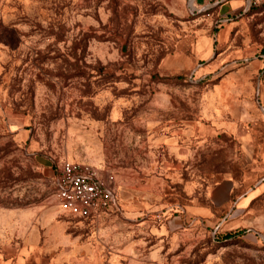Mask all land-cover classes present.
Instances as JSON below:
<instances>
[{"label":"rangeland","instance_id":"obj_1","mask_svg":"<svg viewBox=\"0 0 264 264\" xmlns=\"http://www.w3.org/2000/svg\"><path fill=\"white\" fill-rule=\"evenodd\" d=\"M220 2L198 0L213 7L193 14L189 0H0V233L12 264H68L75 241L100 264H264V231L250 227L264 215V4L223 17ZM203 37L208 57L184 52L179 65L194 66L162 74ZM64 161L116 176L106 243L95 221L59 208ZM175 219L183 229L161 260L143 262L160 242L140 225ZM118 239L134 262L105 257Z\"/></svg>","mask_w":264,"mask_h":264},{"label":"crops","instance_id":"obj_2","mask_svg":"<svg viewBox=\"0 0 264 264\" xmlns=\"http://www.w3.org/2000/svg\"><path fill=\"white\" fill-rule=\"evenodd\" d=\"M220 5H219V9H218V13L220 15H222L223 17L225 16H235L236 13H240L241 11H244L245 8V0H220ZM192 2V3H190ZM190 6H192L193 8H195L197 11V13H200L203 8L205 7V3L201 6L198 4V0H189ZM227 30V27L224 28V31ZM210 45H209V38H201L200 41H198L197 44H194V42L190 41L187 42L186 44L181 45L178 48V52H183V53H178L174 56H169L168 58H166L163 63H162V74L164 75H175L178 74L179 70L182 69H191L194 66V63L188 59L185 60V62L181 65L180 62L184 61V57L182 58V56L184 55V52H188L190 50L196 51V56L197 58L203 59V57H208L210 55ZM85 164V163H84ZM90 165V164H88ZM58 170V169H57ZM112 173V172H111ZM57 176V174H56ZM56 178V177H55ZM116 178V176H115ZM117 182V187H118V193H119V197H120V185L118 184V180L116 179ZM263 185V183H262ZM264 186V185H263ZM54 189H55V180H54ZM60 208V207H59ZM114 209L105 211L101 214H99L96 217H91L88 218L90 220L95 221L96 225H97V230L98 231V236L103 237V239H105V243L106 241L109 240V238L112 235V230L110 229H105L102 227L101 223H103L104 220L111 218L113 215V211ZM232 212V210H231ZM66 214V213H65ZM15 215V213H12L11 216ZM68 215V214H67ZM79 219V218H77ZM86 220V219H85ZM264 215L262 216H254V219H252L251 221V226L254 229H258L260 231H264ZM9 225V224H7ZM144 224H141V230L145 231L146 234H148L150 237L157 238V241L160 243H155L154 248H152V250L149 251L148 254L145 255V259L143 260V262H157L161 260V255L162 253H160L158 251V246H163V243L169 238L168 235H172L175 236L178 234V231L180 229H183L182 225L180 223H178V221L175 220H170L168 223L166 224H162L159 227L156 226H152L149 225L148 223L145 224V226H143ZM143 227V228H142ZM48 236H49V232ZM2 237V238H1ZM120 239H118L115 243V245L117 246V248L119 249V254L116 255H111V256H106L105 257L108 259L109 257L112 258V261L115 259H124L130 262H134V258H132L133 255V251H132V247L128 246L127 244H121L120 243ZM66 240L63 239L62 243H60L59 247L61 246H66ZM156 242V241H155ZM4 241H3V236L0 233V264H12V261H14L13 257H16L15 254H12V252L8 251V250H4ZM70 244V243H69ZM71 246L74 247V255L67 258V263L68 264H100L103 263L104 260V256L103 255H99L98 251H94V247L91 245L90 248L88 249L89 251H87L88 254H83L82 252L84 250H86L87 248H83L82 246L79 245L78 241H75L74 244H70ZM138 261V260H137ZM19 262V263H18ZM15 264H22V262L24 261H18ZM21 262V263H20Z\"/></svg>","mask_w":264,"mask_h":264},{"label":"built area","instance_id":"obj_3","mask_svg":"<svg viewBox=\"0 0 264 264\" xmlns=\"http://www.w3.org/2000/svg\"><path fill=\"white\" fill-rule=\"evenodd\" d=\"M212 0H206L210 2ZM264 0H245L244 13ZM192 3V2H190ZM211 4L205 5L207 11ZM192 12L198 10L191 6ZM55 197L60 209L71 217L88 219L118 206L115 175L84 163L64 161L55 178Z\"/></svg>","mask_w":264,"mask_h":264},{"label":"trees","instance_id":"obj_4","mask_svg":"<svg viewBox=\"0 0 264 264\" xmlns=\"http://www.w3.org/2000/svg\"><path fill=\"white\" fill-rule=\"evenodd\" d=\"M264 4V1L259 5V6H257V7H252L251 8V10L249 11V12H251V11H253L254 9H257V8H259V7H261V5H263ZM177 75H179V74H175V75H166V76H168L167 78H170V77H172V76H177ZM170 76V77H169ZM248 233H250V231L249 230H245V231H243V232H229V233H227L225 236H223V239H237V238H239V237H242L243 235H245V234H248Z\"/></svg>","mask_w":264,"mask_h":264},{"label":"water","instance_id":"obj_5","mask_svg":"<svg viewBox=\"0 0 264 264\" xmlns=\"http://www.w3.org/2000/svg\"><path fill=\"white\" fill-rule=\"evenodd\" d=\"M123 53H125L126 51H125V48H123V51H122Z\"/></svg>","mask_w":264,"mask_h":264}]
</instances>
